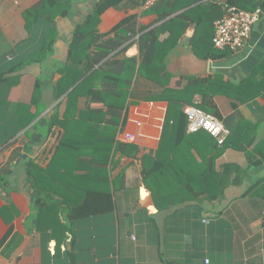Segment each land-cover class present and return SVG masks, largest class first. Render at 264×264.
<instances>
[{
  "label": "crops",
  "instance_id": "0c3cea01",
  "mask_svg": "<svg viewBox=\"0 0 264 264\" xmlns=\"http://www.w3.org/2000/svg\"><path fill=\"white\" fill-rule=\"evenodd\" d=\"M99 1L70 0L68 16L56 20L54 53L42 63H30L13 73L16 64L38 50L50 25L28 28L25 13L41 0H0V264H206V260H210L209 264H264V165L250 164L244 152L230 148L217 160L218 170L223 165L236 164L246 173L242 184L229 187L222 199L182 201L177 197L176 204L167 200L163 210L155 206L146 184L155 187L157 182L146 183L142 172L153 167L168 102L127 103L125 124L116 129L107 166L90 164L87 149H63L61 161L51 171L49 181L53 182H46L47 193L29 183L27 162L47 169L64 135L57 126L48 133L47 124L54 111L65 109L55 100L53 87L61 78L60 69L69 61L77 27L86 22ZM145 2L123 0L118 8L108 9L100 18L99 32L114 36V28L130 17H135L140 27H147L145 32L161 26L164 21H160V10L146 8ZM226 3L227 0H200L177 14L199 4L224 7ZM195 29L191 26L176 42L168 41L169 33L160 37L159 57L167 56V69L172 74L170 88L187 79L212 75H219L232 85L229 94L246 84V91L258 95L253 100L234 109V100L217 95L214 103L221 117L234 115L238 124L246 121L258 125V141L264 140V99L260 96L264 86V71L260 68L264 63V17L253 28L247 47L222 60L203 59L200 48L196 56L192 41ZM139 37L130 40L121 58L139 60ZM38 82L42 96L36 103ZM137 85V93L143 96L161 91L143 78ZM200 101V95H196L194 103ZM86 107V100L81 99L79 111ZM16 112L25 117L31 114L35 119L19 131ZM97 132L90 128L72 131L70 139L82 146V142L89 141L92 147L93 143L98 144ZM127 135L133 136L131 142ZM120 143L134 146L138 152L118 151ZM77 155L81 156V163H77ZM74 175L83 180L79 182L82 194L88 190L106 192L112 196V205L105 199L104 203L95 204L97 213L84 217L67 214L64 205L59 208V219L68 229L66 234L37 230L35 218L41 202L48 198L60 202L65 189L58 187L61 184L57 180L73 184ZM173 181L176 183L174 178ZM249 191L252 193L247 194ZM100 199L104 200L95 201Z\"/></svg>",
  "mask_w": 264,
  "mask_h": 264
},
{
  "label": "trees",
  "instance_id": "16d2710c",
  "mask_svg": "<svg viewBox=\"0 0 264 264\" xmlns=\"http://www.w3.org/2000/svg\"><path fill=\"white\" fill-rule=\"evenodd\" d=\"M198 1L200 0H161L152 7L160 10V21H164L161 26L145 32L148 30L147 27H140L137 19L130 17L114 28L112 31L114 36L101 34L98 26L101 16L110 8H118L123 0H101L95 5L94 12L88 16L86 22L77 27L70 44L69 61L60 69L61 78L53 87L55 100L60 101V106L64 105L65 109L54 111L47 124L48 133L57 126L63 130L64 135L47 169H42L33 162H27L29 183L46 194L45 185L53 182L52 179L49 181L52 177L51 171L58 160L61 161L60 155L63 149L77 152L87 149V152L90 151V156L87 157L90 164L107 166L111 159L116 129H121L125 124L124 111L128 102L133 105L142 101L159 100L169 104L161 141L153 159V167L149 171L144 169L142 172L146 183L157 182L155 187L149 183L146 185L152 193L158 210L166 207L163 205L167 200L176 204L177 197H181L182 201L220 200L229 187L240 186L246 175L242 168L236 164L223 165L219 170L217 168V160L227 149L244 152L252 165H264V140L258 141V125L246 121L238 124L234 115L223 118L219 115L214 103V97L217 95H225L234 100L232 105L234 109L239 104L253 100L258 95H251L246 91V84L243 83L236 88L233 91L234 94H229L232 85L219 75H212L202 79L196 77L187 79L185 83L180 82L175 88H170L172 74L167 69L165 61L167 56L159 57L162 50L160 43L162 34L169 33L168 41L176 42L191 26H195L196 32L192 41H194L196 56L199 54V48L204 52L205 56L202 58L205 60L209 58L222 60L232 54L230 51H221L214 47V25L224 15L222 6L199 4L184 13L177 14ZM225 5L236 6L247 11H254L260 7L264 11V0H227ZM70 10V0H41L26 11L25 18L29 29H32L34 25L45 24H49L50 29L44 33L38 50L16 64L11 72H18L30 63H42L54 53L57 39L56 20L60 16H68ZM137 35H140L139 60L138 58H121L129 48L130 40ZM260 68L264 71V63ZM141 78L161 91L144 93V96L138 94L137 81ZM39 87L38 82L36 103L42 96ZM196 95L201 97L198 106L223 120L230 130L224 145L219 146L215 138L205 131L187 133V117L182 107L194 105ZM260 96L264 99V86L263 94ZM81 99L87 102L84 111H79L78 108ZM15 115L19 131L26 129L35 119V116L31 114L25 117L16 112ZM81 121L84 124H78ZM85 128L97 129L98 144L93 143L91 147L89 141H84L82 143L85 147L72 143L70 139L72 131L78 133ZM131 149L138 152V148L134 146L120 143L117 147V150L122 152ZM193 151L198 154L200 160L196 159ZM84 154L82 156H85ZM183 155H185L184 158ZM81 162V156L77 155V163ZM70 164L68 159L67 165ZM65 170L69 172V169ZM175 170L176 173H174ZM74 177L73 184L70 181L64 184L62 180H57L61 184L58 187L65 189L60 202L50 198L41 202L35 218L37 230L51 231L53 234L63 231L66 234L68 229L59 219V208L64 205H67L66 213L73 214L75 217L97 213L95 204L104 203L105 199L112 205V196L106 192L88 190L82 194L79 190V182L82 183L83 180L78 179L76 175ZM173 178L176 183H173ZM83 179L86 180V178ZM47 181L49 182L46 183ZM251 193L252 191H249L247 194ZM97 198L104 200L95 201ZM2 244L0 243V248Z\"/></svg>",
  "mask_w": 264,
  "mask_h": 264
},
{
  "label": "built area",
  "instance_id": "2783aa9c",
  "mask_svg": "<svg viewBox=\"0 0 264 264\" xmlns=\"http://www.w3.org/2000/svg\"><path fill=\"white\" fill-rule=\"evenodd\" d=\"M159 1L161 0H146L145 7L152 8ZM223 9V17L217 20L214 25V47L221 51H230L236 54L247 47L253 28L264 17V11L260 7L254 11H247L229 5H225ZM198 104L185 105L183 108V112L187 117V132L194 134L205 131L215 138L219 146L224 145L230 135V130L223 120L205 112ZM126 138L130 142L133 140L131 135H127ZM209 263L210 260H206V264Z\"/></svg>",
  "mask_w": 264,
  "mask_h": 264
},
{
  "label": "rangeland",
  "instance_id": "374dc122",
  "mask_svg": "<svg viewBox=\"0 0 264 264\" xmlns=\"http://www.w3.org/2000/svg\"><path fill=\"white\" fill-rule=\"evenodd\" d=\"M166 61V60H165ZM255 198V197H254ZM255 201H258V200H255Z\"/></svg>",
  "mask_w": 264,
  "mask_h": 264
},
{
  "label": "water",
  "instance_id": "95a60500",
  "mask_svg": "<svg viewBox=\"0 0 264 264\" xmlns=\"http://www.w3.org/2000/svg\"><path fill=\"white\" fill-rule=\"evenodd\" d=\"M198 60V59H197Z\"/></svg>",
  "mask_w": 264,
  "mask_h": 264
}]
</instances>
